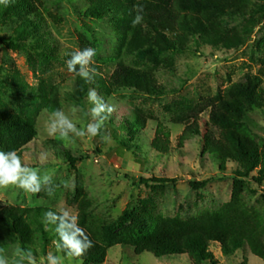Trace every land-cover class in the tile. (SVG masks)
<instances>
[{
	"label": "rangeland",
	"instance_id": "obj_1",
	"mask_svg": "<svg viewBox=\"0 0 264 264\" xmlns=\"http://www.w3.org/2000/svg\"><path fill=\"white\" fill-rule=\"evenodd\" d=\"M91 1L30 0L25 11L18 9L20 19L13 20L10 15L0 18V151H15L22 164L37 170L42 180L45 175L50 177V182L42 184V190L35 194L15 186L0 188V204L51 209L59 214L68 211L78 217L80 207L88 203L96 226L100 230L111 228L110 248L102 264H192L187 257L156 259L148 253L136 256L133 248L121 243L123 233L138 222L149 230L151 220L157 216L188 219L217 211L231 202L236 168L228 165L226 171H219L215 161L202 153L201 138L180 146L185 126L175 124L172 110L224 94L246 75L263 71L264 8L258 11L254 6L247 16L224 20L221 27L241 40L235 49L204 45L185 53L142 56L126 50L124 33L129 23L125 18L110 19L114 16L107 15L94 20L86 16ZM252 2L264 7V0ZM30 10L41 16L37 35L21 29V21ZM85 48H94L96 55L84 71L99 69L112 75L121 63L152 69L166 94L156 97L121 90L109 100L99 97L112 111L95 115L96 105L89 95L80 103L70 96L80 66L77 73L69 72L67 61L71 53ZM49 104L57 105L77 131L83 130L86 135H49L50 121L55 119L47 110ZM135 111L147 118V128L136 145L124 148L121 136L125 131L120 125ZM9 116L16 119L15 125L6 123ZM201 117L209 125V113ZM158 123L171 133L169 156L160 159L150 149ZM90 124L100 128L94 137L87 132ZM240 130L256 142H264V112L250 113ZM213 131L221 138L216 128ZM68 154L74 158L83 156L84 160L72 163L66 159ZM162 180L174 182H156ZM204 181H208L205 188H194L195 183ZM248 186L250 190L242 194L244 201L264 212V185ZM127 209L133 213V220L120 227V218ZM210 251L216 264H264L248 247L232 256H225L219 244L211 245ZM49 253L63 256L51 247L36 259V264H47ZM18 258L16 254L5 259L7 264H28L26 259Z\"/></svg>",
	"mask_w": 264,
	"mask_h": 264
},
{
	"label": "trees",
	"instance_id": "obj_2",
	"mask_svg": "<svg viewBox=\"0 0 264 264\" xmlns=\"http://www.w3.org/2000/svg\"><path fill=\"white\" fill-rule=\"evenodd\" d=\"M30 0H0V18L11 16L20 19L18 9L29 7ZM86 16L94 20L124 19L129 23L124 33V44L131 54L159 55L166 52H189L193 48L211 46L217 49H235L241 40L231 37L228 30L221 27L226 18L244 17L258 11L262 5L252 0H92ZM142 10V11H140ZM25 11V10H24ZM140 12L143 20L133 26L132 21ZM25 13V12H24ZM13 16V17H12ZM16 17V18H15ZM41 20L39 13L30 10L21 21L23 32L38 34ZM116 21V20H115ZM128 29V30H127ZM128 39V40H127ZM71 57V56H70ZM91 81L76 78L75 87L70 94L73 100L83 102L90 90H95L98 97L110 99L113 93L130 90L135 93L161 97L166 94L152 69H137L126 64H119L112 75H106L99 69L87 72ZM264 69L259 75H246L245 78L231 85L224 94L204 99L200 103L173 109L175 124L184 125L179 138L180 146L191 139L201 138L202 153L208 154L219 171H226L233 165L235 190L231 202L217 211L206 212L188 219L180 217L157 216L151 220L149 230L134 224L123 233L121 243L134 249L136 256L151 254L156 259L187 257L192 264H216L210 246L219 244L225 256H232L237 251L248 247L251 253L264 261V212L250 207L242 194L250 190L253 183L264 185V142L258 143L247 136L240 127L247 116L255 110L264 112ZM56 97V95H55ZM51 113L57 111V105H47ZM209 113V125L203 123L202 114ZM11 126L16 119H5ZM147 118L140 111H135L132 118L124 119L121 128L122 147L136 145L147 128ZM210 126V127H209ZM220 132L221 138L213 131ZM27 133V131H26ZM53 145L61 151L55 143ZM171 133L162 123H158L150 149L157 157L169 156ZM146 148V146H145ZM144 148V149H145ZM147 149V148H146ZM62 152V151H61ZM72 163L81 162L84 157L66 155ZM257 172L256 175H253ZM169 184L174 181H156ZM208 181L195 183L196 189L205 188ZM264 198V197H263ZM51 209H27L0 204V257L6 258L31 252L37 259L46 255L48 249L56 246L58 239L56 228L59 223L46 226L44 213ZM79 226L84 230L92 247L78 259L82 264H102L110 248V229L96 226L89 214V204L80 207L77 217ZM133 220V213L127 209L120 218V227ZM109 231V232H108ZM57 250V249H56ZM62 253L63 251H57Z\"/></svg>",
	"mask_w": 264,
	"mask_h": 264
},
{
	"label": "clouds",
	"instance_id": "obj_3",
	"mask_svg": "<svg viewBox=\"0 0 264 264\" xmlns=\"http://www.w3.org/2000/svg\"><path fill=\"white\" fill-rule=\"evenodd\" d=\"M142 11V10H140ZM143 20V16L140 12L132 21V25L136 26ZM96 55L94 48H85L81 51L71 53V59L67 61V69L69 72L77 73V66H80V71L77 73L82 79L91 81L89 74L84 71V66L93 63V58ZM88 99L92 101L96 107L93 108L95 115H100L104 112H111L105 103H103L98 97L96 91L90 90ZM55 119H52L49 124V135H55L57 133L60 136L67 138L70 132H76L78 136H85L86 133L83 130L77 131L75 124L65 115L64 112L57 110L54 113ZM105 119L107 117H104ZM99 125H88L87 132L91 133L94 137L99 133ZM50 177L45 175L43 180L40 173L32 168L24 166L21 158L15 151H0V188L15 186L24 190L25 193H39L42 190V184H48ZM44 219L46 226L50 224L59 223L56 228L58 239L53 240L52 243L56 246L57 251H63L64 256H54L49 253L46 257L47 264H75L85 252L92 247V242L85 234L84 230L79 226L77 217L71 215L68 211H63L57 215L53 211H47L44 213ZM27 260L28 264H36V258L29 251L22 253ZM65 258H67L65 260ZM0 264H7L5 258L0 257Z\"/></svg>",
	"mask_w": 264,
	"mask_h": 264
}]
</instances>
